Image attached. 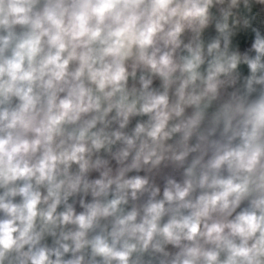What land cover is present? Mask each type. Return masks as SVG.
<instances>
[{
    "label": "clouds",
    "instance_id": "9594fccd",
    "mask_svg": "<svg viewBox=\"0 0 264 264\" xmlns=\"http://www.w3.org/2000/svg\"><path fill=\"white\" fill-rule=\"evenodd\" d=\"M0 264H264V0H0Z\"/></svg>",
    "mask_w": 264,
    "mask_h": 264
}]
</instances>
